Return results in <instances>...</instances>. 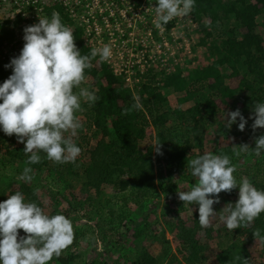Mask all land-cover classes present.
I'll return each mask as SVG.
<instances>
[{
    "label": "rangeland",
    "instance_id": "374dc122",
    "mask_svg": "<svg viewBox=\"0 0 264 264\" xmlns=\"http://www.w3.org/2000/svg\"><path fill=\"white\" fill-rule=\"evenodd\" d=\"M16 1L14 5L9 0H0V31L4 29L13 35L2 39L0 61L18 56L23 47V39L19 37L23 35L24 28L15 22L12 24L11 20L16 9L25 14L27 25L35 24L37 13H40L37 12L38 2H34L37 0ZM69 6L74 11L70 13L64 7V12L74 15V26L84 28L87 35L84 34L83 39L90 49L105 45L111 49L107 60L99 58L94 65L98 66L103 61L116 77L122 79L125 89L138 104L142 84L149 82L148 78L140 77L146 69H151L150 75L158 79L160 75L172 74L177 69L185 76L189 70L211 65L212 60L207 58L206 49L198 44L200 34L191 12L186 17L169 21V27L164 26L162 31L155 23L153 8L156 7V0H72ZM231 26L235 29L234 22ZM234 31L240 38V32ZM261 35L264 40V31H261ZM240 79L241 76L227 78L224 83L230 89H235ZM79 88L96 91L94 80L89 76L74 91H79ZM163 95L166 101L160 113L177 109L185 111L193 105L191 101L179 102L184 98V92L176 93L169 89L163 91ZM199 95L204 97L207 93L201 91ZM212 98L218 107L215 123L199 132L201 136L195 137L193 132H186L183 128L187 126L179 130L174 123H167L176 138L177 151L184 152L190 160L206 153L228 155L235 165L233 175L238 182L246 177L257 189L264 190V153L256 155L236 148L246 144L252 150L257 138L249 134H235L239 119L229 128L224 124L227 121L226 113L241 107L239 98L226 99L225 102ZM89 105L88 101L82 99L81 110L76 113L81 128L77 130V136L71 139L81 148V152L75 162L54 163L41 153L47 165L32 169L33 179L30 183L18 179L23 169L30 167L23 153L24 144L18 143L15 135L7 136L0 132V202L17 191L25 197L21 189L26 188L33 192L45 214H63L72 222L74 237L71 245L58 257L54 256L49 264H60L67 255H72L74 263L79 264H132L144 251L163 264H186L184 257L188 254L183 252L178 237L182 226L189 229L196 227L195 240L199 248L197 264H219L218 257L232 245L241 249L238 253L243 257L247 255L249 264H264V242L248 234L249 230L255 232L258 229L264 236V212L247 227L229 231L220 217L225 215L222 210L226 204H235L238 189L227 193L222 191L218 194L220 203L212 206L217 214L210 219L207 228H202L197 222L198 205L182 202L177 194L190 190L197 182L196 178L187 171L186 165L166 178L165 172L170 163L162 158L154 159L160 128L145 110L147 124L143 137L138 140V148L143 154L151 153L158 178L156 190L142 197L132 185L122 189L110 182H102L96 187L87 184L83 169L90 161L91 152L101 141L105 144L110 141L94 125H89L86 117ZM64 135L68 137L69 133ZM68 164L76 166L74 172L67 168ZM125 180V177H120V181Z\"/></svg>",
    "mask_w": 264,
    "mask_h": 264
},
{
    "label": "clouds",
    "instance_id": "9594fccd",
    "mask_svg": "<svg viewBox=\"0 0 264 264\" xmlns=\"http://www.w3.org/2000/svg\"><path fill=\"white\" fill-rule=\"evenodd\" d=\"M194 4L195 0H156V27L163 31L169 21L188 16ZM22 31L23 47L18 56L4 65L5 69L11 68V74L0 83V132L15 135L17 142L24 144L23 153L29 165L39 163L41 153L54 163H74L81 152L71 139L81 128L76 113L81 110L82 99L89 103L98 99L87 88L74 91L86 78L90 57L81 55L72 29L62 23L57 12L50 18H39L38 23ZM110 55L108 45L91 52L92 57L99 56L100 60H107ZM226 115V128L239 119L237 129H245L247 120L239 109ZM253 115L252 129L264 128V102L255 105ZM160 145L154 147L157 152ZM236 148L260 155L264 153V135L256 139L252 150L246 144ZM188 163L197 182L190 190L177 194L182 202L198 205L197 222L202 228H207L217 214L212 206L220 203L218 194L222 191L238 189L235 204H226L222 210L225 215L220 217L229 231L247 227L264 212V190L257 189L246 177L238 182L233 175L235 165L228 155L206 153ZM31 173L32 168L25 167L18 179L30 183ZM253 235L264 242L258 229ZM73 237L70 219L63 214H45L19 191L0 202V264H49L71 245Z\"/></svg>",
    "mask_w": 264,
    "mask_h": 264
},
{
    "label": "trees",
    "instance_id": "16d2710c",
    "mask_svg": "<svg viewBox=\"0 0 264 264\" xmlns=\"http://www.w3.org/2000/svg\"><path fill=\"white\" fill-rule=\"evenodd\" d=\"M47 6L46 16L50 18L53 12L59 13L62 23L72 27L74 43L81 55L90 57L91 66L85 69V77L89 76L94 80L98 99L95 103H90L86 117L89 125H94L104 137L110 138L108 144L101 141L91 152L90 161L83 169L88 179L87 184L96 187L102 182H110L122 189L132 185L142 197L156 190L158 178L151 153L149 151L143 154L138 148V140L143 137L147 124L143 110L153 117L154 124L160 128L155 146L157 143L161 145L154 159L162 158L170 163L165 172L166 178L185 165L191 174L188 163L190 159L185 157L184 152L179 149L177 151L176 138L167 123H174L179 130L187 126L186 129L183 128L186 132H193L195 137L201 136L199 132L215 123L218 107L212 97L222 102L239 98V110L247 124L243 131L235 128L237 136L249 134L258 138L264 135V128L253 130L251 127L254 121L253 108L257 103L264 102V40L261 35V31H264V0H195L191 16L200 34L198 44L206 49L207 58L212 60L211 65L189 70L185 76L177 69L172 74L160 75L158 79L155 75H150L151 69H146L140 75L149 80L142 84L139 98L142 109L133 107L136 102L125 89L122 79L116 77L103 61L98 66L94 65L99 56H91L92 50L83 39L84 28L74 26L71 14L65 13L64 7L59 3L49 1ZM232 22L235 23V29L231 26ZM234 30L240 32V38H237ZM10 35L12 34L1 29L0 47L2 39ZM9 61L8 58L0 61V83L11 74V68H4ZM238 76L241 79L237 88L230 89L225 85V79ZM169 89L176 93L184 92L185 96L179 102L182 104L191 101L193 105L185 111L177 109L170 113H160L166 101L163 91ZM201 91H205L207 95L201 97ZM157 112L159 115L155 116ZM44 165H47L46 158L41 157L39 163L29 166L39 169ZM67 168L74 172L76 166L68 164ZM120 177H125L126 180L120 181ZM21 190L27 202H35L40 206L33 192L26 188ZM18 231L24 235L22 230ZM253 233L254 230L251 229L248 234L252 236ZM195 234L196 227L189 229L182 226L178 231L183 252L188 254L184 257L186 264L199 262ZM238 250L241 249L237 245L227 248L218 257L219 264H244L247 255L243 257ZM74 262L75 258L67 255L61 259L60 264H79ZM132 264L163 263L144 251Z\"/></svg>",
    "mask_w": 264,
    "mask_h": 264
},
{
    "label": "built area",
    "instance_id": "2783aa9c",
    "mask_svg": "<svg viewBox=\"0 0 264 264\" xmlns=\"http://www.w3.org/2000/svg\"><path fill=\"white\" fill-rule=\"evenodd\" d=\"M49 1H55V2L59 3L60 5H62L63 7H65L66 10H69L70 13H72L74 11V8H72L73 10H70V6H69L70 1H72V0H69V1H67V0H37V1H34V2H38L37 5H39V8H38L39 11H37V12H40V13H37L36 12L38 19L41 18V17H45L46 16L45 10L48 8L47 5H48V2ZM9 2H11L14 5L17 4V1L16 0H9ZM71 17L73 18L74 15L72 14ZM11 20H12V24L15 22L16 24H20L23 28L26 27V26H29V25H27L28 23H26V21H25L26 20L25 19V14L24 13H21L20 9H18V8L16 9L15 16L12 15ZM87 21H88V19H87ZM29 23H31V22H29ZM36 23H38V20L36 21ZM30 25H33V23L30 24ZM85 34L87 35V33H85ZM21 37L22 36H20L19 38L21 39ZM13 42H18V40H14ZM22 43H24V42L22 41Z\"/></svg>",
    "mask_w": 264,
    "mask_h": 264
}]
</instances>
